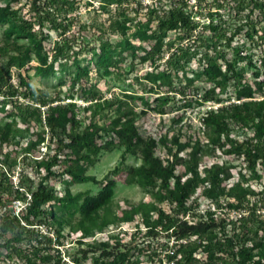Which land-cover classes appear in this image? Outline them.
I'll return each instance as SVG.
<instances>
[{
  "label": "trees",
  "instance_id": "1",
  "mask_svg": "<svg viewBox=\"0 0 264 264\" xmlns=\"http://www.w3.org/2000/svg\"><path fill=\"white\" fill-rule=\"evenodd\" d=\"M73 1L28 0L30 18L24 17L22 7H14L11 1L0 3V21L8 22L10 27L0 42V58L8 55V64H0V91L6 85L3 99L19 93L8 84L7 66H22L28 59L30 47L22 48L23 38L42 48L43 30L38 32L35 26L42 27L47 22L53 28L64 29L66 25L59 17L72 7ZM213 3L215 9L209 4L205 14L190 7L187 0H171L162 11L152 7L146 20L154 25L148 24L150 33L141 34V38L149 39V48L140 54L129 42L131 54L150 63L144 77L153 82L158 93L174 90L169 68L184 69L197 55L198 66L192 70L198 77H189L188 81H202V103H219L206 107L201 116L206 141L192 133L184 139L180 133H165L158 138L143 136L136 118L147 113L146 107L137 112L132 100L121 99L115 93L104 96L90 87L79 92V98L86 101L81 107L73 100L72 92L53 93L21 74L19 86L27 99L13 102L9 98L14 115L5 105L8 100H0V256L17 257L21 261L17 264H46L49 246H43L41 238L46 234L38 230L41 224L54 227L58 244L65 236L82 243L95 229L104 231L112 222L129 223L138 217L133 236L164 234L172 240L164 256L147 254L149 242L112 247L102 242L100 253L91 256L92 264H141V254L156 264H264V197L258 204H250L247 194L253 189L242 178L247 173L239 168L243 161L252 178H261L264 170V0H236L239 18L231 29L214 16L224 4L219 0ZM242 31L259 52L256 59L253 52L246 53L242 46L233 44L235 35ZM170 33L174 34V45L168 43ZM103 52L98 63L107 68L112 53ZM62 53L60 47L58 54ZM58 54L50 61L47 56L41 58L36 73L45 77L55 71L59 67ZM247 66L253 69L250 80L245 74ZM83 73L87 70L77 62L75 78ZM230 85L233 99L223 97ZM152 101L155 112L170 111L163 96L157 95ZM79 108L87 115L85 123L78 116ZM110 109L114 113L99 122L101 114ZM35 119L42 121V128L36 126ZM42 143L48 149L44 153L39 150ZM160 144L165 155L157 153ZM114 147L122 148L117 165L101 179L86 172L87 165L101 151ZM216 151L222 153L224 161L206 159ZM19 152L23 160L32 159L38 180L12 183L10 171ZM128 153L141 162L126 164ZM66 175L71 179L64 182L63 194L58 195L49 180H63ZM119 180L138 184L150 193V198L114 210L112 198ZM71 181L103 185L96 194L87 190L71 193ZM15 201L25 205L16 211L11 207ZM224 201L228 210L222 206ZM67 204L75 206L80 218L70 224L65 235L62 229L67 221L57 216L53 206ZM230 210L238 211L239 216L231 217ZM104 236L110 237L106 231ZM57 257L59 263L61 256Z\"/></svg>",
  "mask_w": 264,
  "mask_h": 264
},
{
  "label": "rangeland",
  "instance_id": "2",
  "mask_svg": "<svg viewBox=\"0 0 264 264\" xmlns=\"http://www.w3.org/2000/svg\"><path fill=\"white\" fill-rule=\"evenodd\" d=\"M11 1L14 7H22L21 13L24 17L30 18L28 9V0H0L1 2ZM171 0H74L72 7L63 11L59 19L66 25L63 28H53L49 23H45L42 27L36 25L35 29L41 34V41L43 47L39 48L32 41L23 38V49L30 47V54L24 65L17 66L16 64L8 65L10 70V78L8 84L19 89V93L14 97H7L3 99V91L6 85L0 91V100H8L6 102L7 109L14 115L12 111V104L9 98L15 101H24L27 99L22 93L23 89L19 86L21 74L27 76L37 87L48 89L53 93L72 92L74 99L82 107L86 101L79 98V92H86L87 88L97 90L104 96L116 94L121 99L131 101L136 105V111L139 112L142 107H146L147 113L138 115L136 118V125L143 136L152 135L158 138L165 133H180L182 139L189 133L199 135L203 141L205 139L206 128L201 123V116L206 107H214L219 105L216 102L202 103L199 99L201 91L199 90L201 80L194 84L189 83V77H198L194 74L193 68L198 66L197 55L195 54L190 59L184 69L172 66L171 80L173 82L174 90L170 93H158L153 82L144 77V74L151 68L150 63L142 62L139 56H134L130 52L129 42L134 45L140 54H144L148 49L149 39L141 38L142 32H149L148 24L154 25L153 22H147L146 18L149 16V11L152 7L159 11L166 9L170 5ZM232 2V4L229 3ZM189 6L201 10L205 14L209 4L212 10L216 5H213L214 0H201L197 4V0H187ZM224 4L214 13L215 19H218L220 24L229 27L238 21L239 16L236 14V0H219ZM209 7V8H210ZM202 17V16H201ZM204 20V19H202ZM10 30L9 24L6 21H0V42L6 36L7 30ZM168 43L170 45L176 44L174 34L168 35ZM239 44L246 52H253L256 59L259 52L255 50L252 43H249L244 36V31L235 35L233 44ZM62 48V55L58 54L59 48ZM193 49L190 48V50ZM112 53L111 63L107 68L100 66L98 63L103 51ZM193 51V50H191ZM191 51L189 55L191 54ZM166 52V51H165ZM167 53V52H166ZM165 53V54H166ZM55 54H58L56 62L59 67L48 76H40L36 73V68L41 64V58L45 56L48 60H53ZM164 54V56H165ZM8 55L0 58V64L6 66L8 64ZM163 61V59H162ZM83 66L87 73H83L80 77L75 78L76 63ZM183 62V61H182ZM163 64V63H160ZM165 67V66H164ZM169 67V66H168ZM168 70V69H167ZM252 68L247 66L245 74L247 78L252 79ZM73 80H77L74 84ZM153 87V89H151ZM198 88V90L196 89ZM133 94V95H132ZM157 95L163 96L165 99V106L169 108V112L159 114L154 111L155 102L153 98ZM132 96L135 97L133 100ZM138 96V98L136 97ZM224 98H234V89L232 85L227 88ZM227 100V99H226ZM5 102V101H4ZM149 102V104H148ZM114 111L112 109L105 110L98 119L102 122L108 119ZM78 116L83 119V123L87 122V115L82 108L78 110ZM36 126L42 128V121L35 119ZM183 135V136H182ZM18 139V138H17ZM117 142V138L115 139ZM25 142V140H24ZM53 147V146H52ZM42 153L46 152V143L39 146ZM122 148L114 147L111 150L101 151L98 158L90 165H87L86 172L94 174L98 179H101L110 169L117 165L121 158ZM157 153L165 155V148L160 144L157 147ZM184 154V152H181ZM20 152L16 156V164L11 167L10 178L14 185L19 182L30 183L29 178L36 181L39 176L34 171V165L31 158L24 159ZM206 159L224 161V156L220 151L210 153ZM235 159V158H233ZM239 162V159H236ZM141 159L133 154H126L125 163L129 165L139 164ZM204 162H207L206 160ZM240 171L246 172L242 178L246 180V185L252 190L247 194L251 202L258 204L261 198L264 197V170L261 178H252L251 173L246 170V164L242 161L239 163ZM237 174L234 175V179ZM71 179L66 175L61 178H52L49 183L53 185L57 194L61 195L64 191V182ZM232 179L230 181H232ZM29 181V182H28ZM103 184L101 182H72L70 183L71 193L78 191H89L91 194H96ZM150 198V193L141 188L136 183H124L118 181L115 187V192L112 198V208L118 210L127 204L138 203L139 201ZM202 203H206V199H201ZM23 202H13L11 207L18 210L23 206ZM53 210L57 216L62 220L67 221L62 229L63 234H67L70 224L76 222L80 218V213L76 210L74 205L67 204L64 207L54 205ZM264 212V211H263ZM231 217H235L236 213L231 211ZM139 224L138 217L129 223L123 221H115L104 228L110 237L104 236V231L95 229L93 233L89 234L85 242H78L70 237H63V243H57L56 233L54 227L45 223L41 224L38 230L45 233L42 237L44 245L49 246L47 258L49 260L46 264H92V255H97L103 248L102 242H105L108 247L116 244H126L132 246L134 244L143 245L149 242L150 246L146 250L147 254H158L164 256V250L172 246V240L164 234L153 236H133L135 225ZM49 237L51 238L49 240ZM42 243V244H43ZM48 243L49 245H46ZM49 253V254H48ZM57 254L61 256L59 263L56 260ZM141 264H156L146 254H141ZM75 258L77 261H73ZM158 256L155 257L157 260ZM21 262L19 258H6L0 256V264H17ZM165 264V263H163Z\"/></svg>",
  "mask_w": 264,
  "mask_h": 264
},
{
  "label": "built area",
  "instance_id": "3",
  "mask_svg": "<svg viewBox=\"0 0 264 264\" xmlns=\"http://www.w3.org/2000/svg\"><path fill=\"white\" fill-rule=\"evenodd\" d=\"M222 200H223V199H222ZM17 202H20V201H17ZM225 204H226V203H225V201H224V203H223L222 206L224 207V210H228V209H227V206H226ZM24 205H25V204H24ZM24 205H23V206H24ZM244 210H245V209H244ZM231 211H233V212L236 213V216H235V217L239 216V212H238V211H236V210H230L229 213H230ZM261 211L263 212L264 209H261Z\"/></svg>",
  "mask_w": 264,
  "mask_h": 264
}]
</instances>
